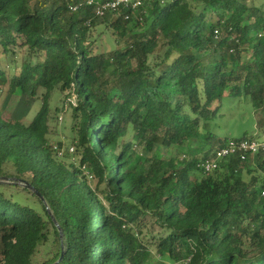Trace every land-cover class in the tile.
<instances>
[{
  "label": "trees",
  "instance_id": "1",
  "mask_svg": "<svg viewBox=\"0 0 264 264\" xmlns=\"http://www.w3.org/2000/svg\"><path fill=\"white\" fill-rule=\"evenodd\" d=\"M84 1L0 0V106L41 102L28 124L0 107V264H34L50 238L41 264H264V153L198 167L254 138L210 131L223 97L249 101L264 131V8L142 0L99 19L72 10ZM97 24L114 50L93 49ZM55 89L66 105L51 111ZM67 110L75 153L57 143L58 157L48 123Z\"/></svg>",
  "mask_w": 264,
  "mask_h": 264
},
{
  "label": "rangeland",
  "instance_id": "2",
  "mask_svg": "<svg viewBox=\"0 0 264 264\" xmlns=\"http://www.w3.org/2000/svg\"><path fill=\"white\" fill-rule=\"evenodd\" d=\"M247 5L249 7L256 6L258 8H264V0H247ZM90 41H92L93 49L98 52H109L115 48V38L109 32L104 29V26L97 24L94 29L90 31ZM21 57H27V53L18 55L17 59L20 62ZM13 67V66H11ZM9 70V69H8ZM13 70V68H12ZM13 71H10V73ZM65 101V94H61L55 89L49 98V107L51 111L55 108H61ZM40 100L31 101L28 104L23 102V99H16L14 96L4 95L1 100V112L5 119L7 120H18L23 124H28L35 113L40 107ZM219 104L218 114L211 121L210 131L214 133L217 138H232L239 139L242 136H254L256 140L264 139V136L255 138L256 135V115L253 110L252 104L244 100V98L238 97H223ZM71 126L70 110L65 113H58L57 115L51 113V118L49 119L48 127L49 134L47 138L53 146L57 143H61L64 149H68L69 154L75 153V147L71 143L69 128ZM73 147V151L70 152L69 148ZM166 157L177 156L179 153L177 151L167 152L165 149L157 148ZM139 151V149H138ZM72 162L76 161V156L70 157ZM91 185L94 186L91 177ZM54 244L50 240L40 247L39 253L34 257V264H41L46 260H50L53 257ZM150 264H171L167 258L155 259Z\"/></svg>",
  "mask_w": 264,
  "mask_h": 264
},
{
  "label": "built area",
  "instance_id": "3",
  "mask_svg": "<svg viewBox=\"0 0 264 264\" xmlns=\"http://www.w3.org/2000/svg\"><path fill=\"white\" fill-rule=\"evenodd\" d=\"M83 5L91 7L95 17L101 19L107 13L115 12L119 7L135 11L142 6V0H85L83 3L72 7V10L76 11ZM87 25H89V23H87ZM217 33L218 32L215 31V35H217ZM262 35H264V33L258 34V37H261ZM53 149L56 151L58 157L62 156L63 152L58 149L57 146H53ZM73 149V147H70V152H72ZM260 153H264V139L256 140L254 138H247L243 140H228L225 145L215 151L214 158L201 162L198 167L202 169L204 173H209L218 167V161L221 159L238 157L240 160L245 161L249 156H254ZM260 197L264 198V188L260 190Z\"/></svg>",
  "mask_w": 264,
  "mask_h": 264
},
{
  "label": "water",
  "instance_id": "4",
  "mask_svg": "<svg viewBox=\"0 0 264 264\" xmlns=\"http://www.w3.org/2000/svg\"><path fill=\"white\" fill-rule=\"evenodd\" d=\"M25 186H26L28 189H30L31 191H33L37 197H40V195H39L37 192H35L34 190H32V188H31L29 185H25ZM41 199H42V198H41ZM60 237L62 238L61 230H60ZM63 255H64V252L62 251L61 254H60L59 259H58L54 264L59 263V262L62 260Z\"/></svg>",
  "mask_w": 264,
  "mask_h": 264
},
{
  "label": "crops",
  "instance_id": "5",
  "mask_svg": "<svg viewBox=\"0 0 264 264\" xmlns=\"http://www.w3.org/2000/svg\"><path fill=\"white\" fill-rule=\"evenodd\" d=\"M256 135H257V137L264 136V131H263V130H262V131H257V130H256ZM256 135H255V136H256ZM257 137H256V138H257Z\"/></svg>",
  "mask_w": 264,
  "mask_h": 264
}]
</instances>
